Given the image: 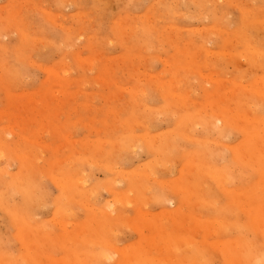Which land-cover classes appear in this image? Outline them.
Instances as JSON below:
<instances>
[{"label": "rangeland", "instance_id": "obj_1", "mask_svg": "<svg viewBox=\"0 0 264 264\" xmlns=\"http://www.w3.org/2000/svg\"><path fill=\"white\" fill-rule=\"evenodd\" d=\"M260 257L264 0H0V264Z\"/></svg>", "mask_w": 264, "mask_h": 264}, {"label": "bare ground", "instance_id": "obj_2", "mask_svg": "<svg viewBox=\"0 0 264 264\" xmlns=\"http://www.w3.org/2000/svg\"><path fill=\"white\" fill-rule=\"evenodd\" d=\"M49 72V71H48ZM53 73V72H52ZM54 77V76H53ZM261 158V157H260ZM144 217V216H143ZM259 221V220H258ZM260 224V223H259ZM259 236V235H258ZM262 257V256H261ZM259 260H261V262L264 264V258H261Z\"/></svg>", "mask_w": 264, "mask_h": 264}]
</instances>
